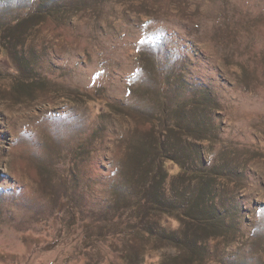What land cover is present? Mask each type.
<instances>
[{"label": "rangeland", "instance_id": "1", "mask_svg": "<svg viewBox=\"0 0 264 264\" xmlns=\"http://www.w3.org/2000/svg\"><path fill=\"white\" fill-rule=\"evenodd\" d=\"M0 264H264V0H0Z\"/></svg>", "mask_w": 264, "mask_h": 264}, {"label": "trees", "instance_id": "2", "mask_svg": "<svg viewBox=\"0 0 264 264\" xmlns=\"http://www.w3.org/2000/svg\"><path fill=\"white\" fill-rule=\"evenodd\" d=\"M168 87V83L165 80H162L159 82V91L160 92H166V88ZM154 119V118H152ZM173 128V125H167L166 130L171 131ZM157 147V146H156ZM158 148V147H157ZM139 157L138 159L143 161L145 160V156H142L138 154ZM147 165V162H126L125 163V169L126 172L130 173L132 176H139L140 178L135 181L133 187H132V192L128 196V198L124 197H119L114 199L113 201H109L108 203L112 204V206L115 208L114 209V214L111 216V219L108 221L110 223H113V226L116 227L114 232H112L113 236H123L127 235L133 238L134 241H142V240H149L151 239L152 241H158L160 238L159 232L154 230L153 228H150L146 225L145 217H148L149 213H152L148 211V206H149V195L148 193L149 188L152 189V186H155L153 181H155L156 177L154 174L151 176L144 172L143 166ZM163 162H155L154 167L159 171H163ZM142 171V172H141ZM125 175V173L123 172ZM141 175V176H140ZM133 179V178H132ZM152 181V182H151ZM150 182V185H149ZM159 198H157V208H153L152 210L156 213H161L167 211L163 207V203L165 202L166 198L164 194L162 193V190L159 192ZM127 199V200H125ZM119 200H122L123 203H119ZM155 207V206H154ZM109 209V206H105V210ZM133 211V215H127L126 218L122 219L121 217L124 216L125 211L127 210ZM109 211V210H108ZM179 211V208H176V212ZM153 216H156V214H152ZM104 220V219H103ZM99 220H95V222L90 224V229L87 232V236L84 238L83 242L84 243H89L92 241V237L98 234H103L104 230L100 227H98L95 223L98 224ZM99 232V233H98ZM127 257L124 258L126 260Z\"/></svg>", "mask_w": 264, "mask_h": 264}]
</instances>
